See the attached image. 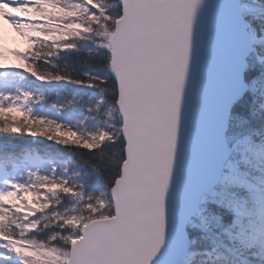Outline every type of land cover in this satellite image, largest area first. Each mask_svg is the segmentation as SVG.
Here are the masks:
<instances>
[{
  "label": "snow or ice",
  "instance_id": "1",
  "mask_svg": "<svg viewBox=\"0 0 264 264\" xmlns=\"http://www.w3.org/2000/svg\"><path fill=\"white\" fill-rule=\"evenodd\" d=\"M0 264H264V0H0Z\"/></svg>",
  "mask_w": 264,
  "mask_h": 264
},
{
  "label": "rangeland",
  "instance_id": "2",
  "mask_svg": "<svg viewBox=\"0 0 264 264\" xmlns=\"http://www.w3.org/2000/svg\"><path fill=\"white\" fill-rule=\"evenodd\" d=\"M11 31V30H10Z\"/></svg>",
  "mask_w": 264,
  "mask_h": 264
}]
</instances>
